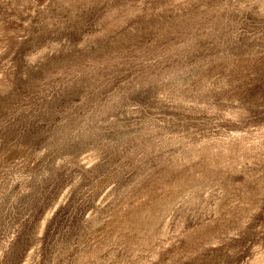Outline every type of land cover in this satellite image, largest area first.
<instances>
[{"label":"rangeland","instance_id":"obj_1","mask_svg":"<svg viewBox=\"0 0 264 264\" xmlns=\"http://www.w3.org/2000/svg\"><path fill=\"white\" fill-rule=\"evenodd\" d=\"M0 264H264V0H0Z\"/></svg>","mask_w":264,"mask_h":264}]
</instances>
